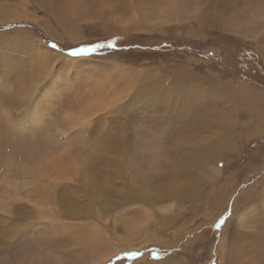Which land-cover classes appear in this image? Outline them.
Returning <instances> with one entry per match:
<instances>
[{
	"label": "rangeland",
	"instance_id": "rangeland-1",
	"mask_svg": "<svg viewBox=\"0 0 264 264\" xmlns=\"http://www.w3.org/2000/svg\"><path fill=\"white\" fill-rule=\"evenodd\" d=\"M263 242L264 0H0L4 264H264Z\"/></svg>",
	"mask_w": 264,
	"mask_h": 264
},
{
	"label": "snow or ice",
	"instance_id": "snow-or-ice-1",
	"mask_svg": "<svg viewBox=\"0 0 264 264\" xmlns=\"http://www.w3.org/2000/svg\"><path fill=\"white\" fill-rule=\"evenodd\" d=\"M109 46H111V44ZM51 47L56 48L57 45L52 44ZM99 47H101V45L99 44H94L91 45L90 47H73L72 50L68 53L69 64L65 66L63 75L59 79H57V77L53 75L52 80L49 81V84L57 89L63 87L65 84H67L70 81L71 77L75 75L79 67L78 65L75 67L71 65L70 63L71 58L86 57L90 52H95V50ZM53 81H55L54 84ZM3 255H4L3 253H0V264H4ZM130 255H136V254H130Z\"/></svg>",
	"mask_w": 264,
	"mask_h": 264
},
{
	"label": "trees",
	"instance_id": "trees-1",
	"mask_svg": "<svg viewBox=\"0 0 264 264\" xmlns=\"http://www.w3.org/2000/svg\"><path fill=\"white\" fill-rule=\"evenodd\" d=\"M240 58L243 59L245 61V63L255 59L254 58V53L251 50H243V53L241 54ZM246 65H247V63H246ZM251 69L253 70L254 66H252ZM252 76L253 75L251 74L250 76H247V77L251 78ZM123 261H130V255H124L122 257H118V258L112 260V262L115 263V264L123 262Z\"/></svg>",
	"mask_w": 264,
	"mask_h": 264
},
{
	"label": "bare ground",
	"instance_id": "bare-ground-1",
	"mask_svg": "<svg viewBox=\"0 0 264 264\" xmlns=\"http://www.w3.org/2000/svg\"><path fill=\"white\" fill-rule=\"evenodd\" d=\"M35 106V105H34ZM37 106V105H36ZM220 142H224V141H220ZM217 144H219V143H217ZM217 144H215V145H217ZM220 147V146H219ZM214 148V147H213ZM222 148V147H221ZM226 148V147H225ZM221 157V156H220ZM210 159V158H209ZM217 159V158H216ZM215 159V160H216ZM213 161V160H212ZM177 174V173H176ZM176 177L178 176V174L177 175H175ZM172 185H174V182H172ZM13 190H14V188H13ZM15 190H17V189H15ZM162 190H163V192H166V191H168V194L170 195V196H176L177 194H176V192L175 191H173L172 193L170 192V190H164L163 188H162ZM172 190V189H171ZM240 216V215H239ZM242 214H241V217L240 218H242ZM223 232V231H222ZM263 244H264V242H263ZM221 245V244H220ZM230 247H231V245H230ZM230 249V248H229ZM84 252V251H83ZM82 252V253H83ZM85 253V252H84ZM222 253H224V251L222 252ZM80 256V255H79ZM75 263V262H74Z\"/></svg>",
	"mask_w": 264,
	"mask_h": 264
}]
</instances>
